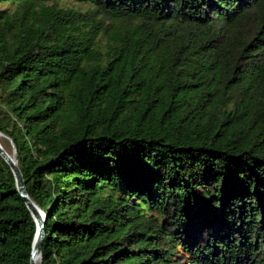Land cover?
I'll return each instance as SVG.
<instances>
[{
  "label": "trees",
  "instance_id": "1",
  "mask_svg": "<svg viewBox=\"0 0 264 264\" xmlns=\"http://www.w3.org/2000/svg\"><path fill=\"white\" fill-rule=\"evenodd\" d=\"M0 1V131L41 264H264V0ZM36 232L0 155V264Z\"/></svg>",
  "mask_w": 264,
  "mask_h": 264
},
{
  "label": "water",
  "instance_id": "2",
  "mask_svg": "<svg viewBox=\"0 0 264 264\" xmlns=\"http://www.w3.org/2000/svg\"><path fill=\"white\" fill-rule=\"evenodd\" d=\"M0 155L5 159V161L11 167V170L15 176L17 190L19 191L20 195L24 198L37 224V232L33 242V250L30 260V264H34V260L36 256L41 255V251H42V244L46 232V228H45L46 214L28 195L26 182L24 180L23 174L16 159V149H14V157H13L6 150V148L3 147L0 143Z\"/></svg>",
  "mask_w": 264,
  "mask_h": 264
},
{
  "label": "rangeland",
  "instance_id": "3",
  "mask_svg": "<svg viewBox=\"0 0 264 264\" xmlns=\"http://www.w3.org/2000/svg\"><path fill=\"white\" fill-rule=\"evenodd\" d=\"M60 4L61 5H70L78 10H81L82 12H86L88 10V7L87 5L85 4H81V3H76L74 1H60ZM12 10V2H7V1H0V10ZM1 94H2V89L0 88V112H3L6 110L5 108V105H4V102L2 101V98H1ZM3 114L1 113L0 116H2ZM1 120V118H0ZM1 132V131H0ZM1 135H3L1 138H0V143L3 147H5L4 144H8L10 143L11 146H12V150L9 151L7 150L13 157H14V143H13V140L11 138H9L8 135L4 134L1 132ZM102 191V190H101ZM108 197H110L113 201H117L119 199V196L118 194L113 191V190H110L108 188L104 189L102 192H100L98 194V196H96V198L93 199V202L91 204V208H95V207H98L100 205H103L104 203H107V199Z\"/></svg>",
  "mask_w": 264,
  "mask_h": 264
},
{
  "label": "bare ground",
  "instance_id": "4",
  "mask_svg": "<svg viewBox=\"0 0 264 264\" xmlns=\"http://www.w3.org/2000/svg\"><path fill=\"white\" fill-rule=\"evenodd\" d=\"M3 135H1V132H0V138L2 137ZM41 261H42V258H41V255H38L36 256L35 260H34V264H41Z\"/></svg>",
  "mask_w": 264,
  "mask_h": 264
}]
</instances>
